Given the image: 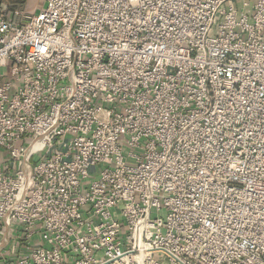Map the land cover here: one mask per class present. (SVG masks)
I'll use <instances>...</instances> for the list:
<instances>
[{
  "label": "built area",
  "instance_id": "1",
  "mask_svg": "<svg viewBox=\"0 0 264 264\" xmlns=\"http://www.w3.org/2000/svg\"><path fill=\"white\" fill-rule=\"evenodd\" d=\"M232 1L0 9V264H264V0Z\"/></svg>",
  "mask_w": 264,
  "mask_h": 264
},
{
  "label": "rangeland",
  "instance_id": "2",
  "mask_svg": "<svg viewBox=\"0 0 264 264\" xmlns=\"http://www.w3.org/2000/svg\"><path fill=\"white\" fill-rule=\"evenodd\" d=\"M249 2L253 3L254 0H248ZM44 0H0V9L1 11L6 12V16L9 19H13L14 21L18 22H25L26 16L31 15L35 12H38L39 9L42 7ZM233 3L242 7V11L247 13L251 12L249 7H244V1L241 0H234ZM3 71V69H1ZM2 81L0 80V83ZM40 153L34 157L33 162L37 161L39 158ZM122 208V202H118L114 208V215L120 221H122V217L120 215V210ZM125 233V229L123 228L122 234ZM3 256H7V252L5 250L2 251ZM1 257V255H0Z\"/></svg>",
  "mask_w": 264,
  "mask_h": 264
},
{
  "label": "crops",
  "instance_id": "3",
  "mask_svg": "<svg viewBox=\"0 0 264 264\" xmlns=\"http://www.w3.org/2000/svg\"><path fill=\"white\" fill-rule=\"evenodd\" d=\"M5 252H6V250H5ZM1 257H7V258H9V260H10L12 263L15 262V258H16V256H14V255H10L8 252H7V256H3L2 253H1Z\"/></svg>",
  "mask_w": 264,
  "mask_h": 264
}]
</instances>
